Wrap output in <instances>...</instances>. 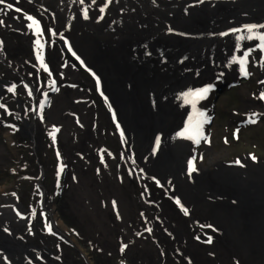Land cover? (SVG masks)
<instances>
[{
    "label": "rangeland",
    "instance_id": "rangeland-1",
    "mask_svg": "<svg viewBox=\"0 0 264 264\" xmlns=\"http://www.w3.org/2000/svg\"><path fill=\"white\" fill-rule=\"evenodd\" d=\"M2 3L8 18L12 12L36 24L9 25L0 16V81L14 84H1L0 124L12 128L11 142L0 130V228L16 230L12 235L22 248L37 247L39 254L34 247L28 257L40 256L36 264H264L263 241H246L235 228L234 242L214 221L205 200L213 203L215 196L195 195L200 201L194 204L176 201L131 171L123 136L83 63L77 33L59 25L50 3ZM260 46L247 57L245 72L217 76L203 98L202 139L193 164L212 179L221 162L248 157L264 162V43ZM23 78L34 88L35 101ZM166 105L160 109L171 113ZM33 121L32 139L16 130ZM39 185L46 202H57L65 238L56 237L42 210ZM0 264L13 263L0 253Z\"/></svg>",
    "mask_w": 264,
    "mask_h": 264
},
{
    "label": "bare ground",
    "instance_id": "bare-ground-1",
    "mask_svg": "<svg viewBox=\"0 0 264 264\" xmlns=\"http://www.w3.org/2000/svg\"><path fill=\"white\" fill-rule=\"evenodd\" d=\"M58 1L61 0L50 2L51 7L53 8ZM98 1L70 0V9L75 11L73 14L75 28L78 32L80 31L77 32L75 42L84 54L85 63L89 66L94 64L107 81L112 79L115 73L109 69L116 66V61L110 57L111 54L107 50L106 45L109 39L116 44L119 43V50L125 55V59H119V64L122 63L124 67V76L141 74L151 65L158 67L163 58L167 59L173 68L168 69L165 80L171 82L165 86L162 84V88L156 86L155 92L159 96L157 101L159 110L162 111L160 108L167 102L166 106L171 112L166 114L162 111V121L168 133L177 125L185 124L183 104L187 98L196 97L199 100L205 96L206 93L203 95L198 93H203V90L207 89L217 76L228 74L235 77V73L237 75L242 73L250 52L260 48V45L264 43V0H170V2L167 0H106L101 7L97 8ZM81 2H84L83 7ZM226 13L228 18L221 19ZM69 17L64 16V18ZM247 38H251V41L247 42ZM246 49L252 50L245 59L235 62L237 55ZM86 50L91 53V58ZM91 50L94 52L93 56ZM132 53H136L138 57L133 59L130 55ZM179 63L181 65L178 66ZM191 63L198 65L196 68H199L195 77H191L183 69V64ZM186 80L190 85L189 90L184 94H182L184 90L175 93V86L184 84ZM149 83L144 82L142 87ZM166 122H171L170 125L168 124L169 128ZM178 131L183 133L182 129ZM179 132L177 134H181ZM199 170L203 176L199 178L197 184L193 183L192 186H196L198 190L210 188V194L206 196H215L217 199L215 198L213 203L209 199L204 200L209 205L212 204L211 212H215L214 217H217V220L223 223L222 226L226 227L224 229L227 230L225 231L227 236L235 242L234 229L237 228L240 231L239 236L244 240L249 241L250 237H254L253 240H257V243L263 241L264 246L261 236L264 233V202L261 203V208L257 207L263 215L259 218L255 215L258 213L257 210H250L256 206L247 208V203H242L243 197H248V194L242 195L243 197L236 196L232 191H227V186L223 184L218 186L216 184L218 179H212L208 171ZM234 176L238 177L235 174ZM258 180L263 181L259 174ZM195 198L197 197L192 195L184 200L192 204L198 203V198ZM54 204L50 202L52 210H54L52 208ZM223 209L229 210L227 212ZM223 211L226 217L222 215ZM248 222L250 226L252 222V224H259L257 230L252 231L247 226ZM1 228L0 233L5 235L4 228ZM1 238L0 236V253L5 254L3 251L5 247H1L4 245V238ZM238 245L242 247L240 243ZM249 246L252 247V244L248 243Z\"/></svg>",
    "mask_w": 264,
    "mask_h": 264
},
{
    "label": "water",
    "instance_id": "water-1",
    "mask_svg": "<svg viewBox=\"0 0 264 264\" xmlns=\"http://www.w3.org/2000/svg\"><path fill=\"white\" fill-rule=\"evenodd\" d=\"M83 18L85 19L86 15ZM246 41H251V38H247ZM106 46L111 54L110 57L116 61V66L113 69H109L115 73L112 79L107 81V78L100 73L94 64L90 67L88 63L84 61L83 63H85L86 68L89 67L97 79L100 94L103 95L105 103L108 106V115L113 116L115 124L119 127L124 140V154L128 158L129 165L137 169L143 177H146L152 184L163 189L166 194L168 193L176 201L184 200L192 195L201 196L200 200L209 198L206 195L210 194V188L198 190L196 186H192L193 183L197 184L199 178L203 176V173L199 169H196L193 161L194 152L201 145L202 134L200 132V125L202 121L200 119L199 106H201L204 96L199 100L196 97L185 100L183 104V120L185 124L177 125L168 133L162 121L163 113L157 106L159 104L157 102L159 96L155 92V88L156 86L162 88V84L165 86V84L171 82H167L165 76L166 72L169 71L168 69H172L173 66L171 67L168 60L163 58L158 67L151 65L148 70L141 74L124 76V67L121 65L122 63L119 64V59H125V55L119 50V43L116 44L115 41L109 39V43ZM251 50L246 49V51L240 52L241 54L237 55L235 62L242 58L245 59ZM130 55L133 59L138 57L136 53ZM226 56L231 57L229 55ZM128 64L130 63L128 62ZM196 66L198 65H193L192 63L190 65L183 64V69L191 77H195L199 69ZM147 81L150 83L142 87V84ZM136 83H138L137 86ZM189 87L188 80H186L184 84L175 86V93L184 90L182 92L184 94V92L189 90ZM180 129H182L184 134L178 131ZM177 132L183 135L177 134ZM131 157H133L135 162H131ZM249 159L251 158H240L238 162H221L219 166H221L222 170L217 172L215 170L216 174H218L216 175L218 179L216 184L218 186L220 184L227 186V191H232L236 196L248 194V197L242 196V203L246 202L247 208L253 205L256 206L250 210H257L258 213L255 215L260 218L263 216L261 215L260 208L261 203L264 202V195L262 196L264 192V162ZM234 174L238 175V177H235ZM258 174L262 176V182L258 180ZM200 200L198 199V201ZM54 202H56L55 199L51 203ZM217 206L221 209L223 208V206ZM228 210L226 211L228 212ZM213 213L212 217L214 221L221 226V222L215 220L217 217L215 218V214ZM222 215L226 217L224 211ZM51 220L56 233L60 237L65 238L55 223L53 216H51ZM252 223V226H250L248 222L247 226L252 231L253 229L256 231L259 224ZM223 231L227 230L224 229Z\"/></svg>",
    "mask_w": 264,
    "mask_h": 264
},
{
    "label": "flooded vegetation",
    "instance_id": "flooded-vegetation-1",
    "mask_svg": "<svg viewBox=\"0 0 264 264\" xmlns=\"http://www.w3.org/2000/svg\"><path fill=\"white\" fill-rule=\"evenodd\" d=\"M38 1H41V2L42 1H45V2L50 3L53 0L52 1L51 0H47V1L46 0H38ZM76 1L80 2L81 0H76ZM105 1L106 0H99L98 1V4H97L98 5L97 8L101 7L104 4ZM2 5H4V4L3 3H0V16L2 17V21H3L4 20L3 19V16L5 15L6 18L4 20V23H8L9 25H13L14 22L17 23V24H20V22L22 21V23L23 22L28 23L30 26H33V24H35L34 22H31V20H28V18H26V19L25 18H20L19 19V17H16L14 15V13H12V12L10 13L12 16L10 18H8L10 15L9 14L6 15V13L2 12L4 10H6L7 8L5 7L3 9ZM81 5L83 7L84 6V2H81ZM70 7H71L70 0H61V1L55 2V4H54V6H53L52 9H50L51 8V5H50V7H48V10L50 9L49 11H50L51 15H52V12L54 11V16H55L56 20L59 22V25H63L64 26L66 24L68 27L70 26L72 28L71 31H73V33H75V32L77 33L78 30L75 28V20H74V15H73V14H75V11L72 10V9H70ZM69 11H70V14H68ZM61 13H62L63 16L61 15ZM64 16H66V17H69L70 16V17L69 18H64ZM28 26L24 27L22 25V27L25 28V30H27L26 28H28ZM33 28H34V26H33ZM33 30L35 31V29H33ZM75 40H76V37H75ZM43 52H45V50H43ZM59 60L62 61V62H64L63 58L60 59V57H59ZM59 60H57V62H59ZM246 68L243 70V72H245ZM262 77H264V74H262ZM23 79H24V82L26 83V85L27 84L30 85L29 84V81L27 79H25V78H23ZM260 80H261V83L264 85V78H261V76H260ZM1 84L5 85V87L6 86L7 87H9V86L13 87V85H14V84L12 85V83H10V82L2 83L0 81V99H1V96H3V94H5V90L3 89V85L1 86ZM29 88L31 89V92H30L31 93V97H32L33 101H35L34 88L31 87V85L29 86ZM43 102H45V101H43ZM43 102L41 104L42 110H43V108H45ZM24 120L25 119H21V122L24 121ZM10 128H12V126L9 125V124H5V125H3V124L1 125L0 124V130L3 131V132L6 131L5 132V135L6 136L4 138L6 140H8V141H10V137H9L10 136L9 135L10 134ZM33 128H34V121L31 124H28L27 122H24V126L22 128H18L17 127L16 130H20L21 132L23 131V132L28 133V136L30 137V139H32V137H33V133L32 132L34 130ZM30 130H32L31 133H30ZM38 191L42 192V190L40 189V185L38 186ZM41 195H42L41 203H43L42 210H44L47 218H49L50 224H52L51 214H52V216L54 215L53 218L56 219V221H57V217L55 216L54 210L51 209L50 203H48V202L45 201V193L42 192ZM22 208H23V206H20V208H19L20 209L19 210V213L20 214H22V211H21ZM4 209L5 208H3V210ZM10 210H11V207L8 209V211H10ZM52 227H53V224H52ZM53 231H54L55 234H57L56 231L54 230V227H53ZM4 233H5V230H4ZM12 233H13V235H15V233L17 234L18 232L15 230ZM12 233H10L8 231L5 233V235L4 234L2 235V233H0V236L2 237L1 239L4 238L3 239L4 245H2L1 247H5V249L3 251H4L5 255L7 256V258H9V260L12 259V263L13 264L14 263L15 264H36V263H40L39 262L41 260L40 256L33 255V256H31V258L27 256V254L31 250V248H34L35 246L34 247L33 246L32 247L31 246H27L25 248H22L21 245H19L17 243V241H16L18 237L16 238V236H13ZM58 236L59 235L57 234L56 237H58ZM8 243H9V246H8ZM35 248H34L35 253H38L39 251L37 250V247H35Z\"/></svg>",
    "mask_w": 264,
    "mask_h": 264
},
{
    "label": "crops",
    "instance_id": "crops-1",
    "mask_svg": "<svg viewBox=\"0 0 264 264\" xmlns=\"http://www.w3.org/2000/svg\"><path fill=\"white\" fill-rule=\"evenodd\" d=\"M79 169H80V167H79ZM80 170H81V169H80ZM80 170H78V172H79ZM136 170H137V169H134V170H131V171L136 172ZM78 172H77V173H78ZM137 173H138V172H137ZM137 176L140 177L141 180H143V179L145 180V178L142 176V174H138ZM146 179H147V178H146ZM146 182H147V181H146ZM140 186H141V183H140ZM115 190H116V189H115ZM84 192H85V191H84ZM71 196H72V195H71ZM63 197H65V196H63ZM72 199H73V198H72ZM67 200L69 201V199H67ZM73 201H74V200H73ZM54 205H55V204H54ZM52 208L54 209V213H56L55 206H53ZM88 210H90V209H88ZM61 211L65 212V211H67V208H65L64 210L61 209ZM63 212H62V213H63ZM98 212H99V211H98ZM101 216H102V215H101ZM56 217H57V221H56V224H57L58 219H59V217H58V213H56ZM167 220H168V219H167ZM57 225L59 226V224H57ZM143 235H145V233H144ZM141 237H142V236H141Z\"/></svg>",
    "mask_w": 264,
    "mask_h": 264
},
{
    "label": "snow or ice",
    "instance_id": "snow-or-ice-1",
    "mask_svg": "<svg viewBox=\"0 0 264 264\" xmlns=\"http://www.w3.org/2000/svg\"><path fill=\"white\" fill-rule=\"evenodd\" d=\"M3 2V0H0V3H2ZM251 29H249V31H250ZM241 63H243V62H241ZM208 91V89H204L203 90V93H198V95H203V94H205L206 92Z\"/></svg>",
    "mask_w": 264,
    "mask_h": 264
}]
</instances>
